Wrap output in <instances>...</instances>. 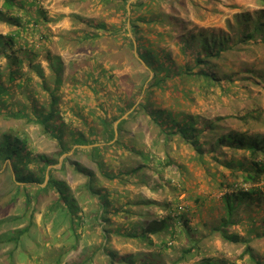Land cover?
<instances>
[{"label":"trees","instance_id":"1","mask_svg":"<svg viewBox=\"0 0 264 264\" xmlns=\"http://www.w3.org/2000/svg\"><path fill=\"white\" fill-rule=\"evenodd\" d=\"M1 1L0 25L11 27L13 30L7 34L0 33V61L4 60L0 64V113H4L9 119H26L28 123L39 125L47 137L55 140L56 151L48 154H34L28 148L29 140L25 134L0 130V171L11 174L13 202L22 208L20 216H8L1 219L0 228L9 222L27 220L25 227L8 229L0 233V248L10 247L12 260L16 257V252L23 247L24 237L30 233L33 221L39 213L41 195L52 191L56 197L48 204L45 215L50 218L55 215L58 216L57 218L65 216L64 220L66 219L68 223L66 231L70 232L74 238L71 247L73 249L78 247L82 229L89 222V218L93 217L103 238L98 249L107 257L105 264H159L151 256H144L143 252L121 254L111 246L114 235L147 243L149 246L157 244L160 249H171L176 242L185 239L188 241L187 247L181 249V256L173 261L175 264L183 262L184 264H236L231 260H221L215 254L213 257L202 254L200 260L189 263L192 258L202 253L203 240L219 236L224 242L233 245L243 244L244 250L240 258L241 260L245 258L247 264H264V254H257L252 246L255 240L264 238V221L258 218L262 209L258 207L255 215L244 213V202L246 205L253 202L262 204L264 134H251L241 130L221 133L218 122L222 118L201 128L198 118L185 111L174 109L173 105H165L158 96H155L168 92L172 98L185 97L194 102V87L202 91L214 92L216 86L224 87L223 81L232 83L231 76H220L223 71L220 69L219 60L225 53L239 48L246 38L263 35L260 21L256 22L254 30L248 33L246 32L249 19L246 18L243 27L238 26L235 29L230 27V33L227 30L200 29L184 30L185 33L181 34L179 31L183 30L182 26L168 33L164 27L167 19L163 16L175 20L174 16L158 14L159 11H155L159 2L163 0H94L98 5L114 10V25H109L105 20L83 19L74 15L79 22L88 27L77 34L75 38L77 44L95 45L104 34H116L131 48L137 63L151 72L152 76L142 84L139 94L133 97L128 98V93L124 95L117 93L118 96L115 97L109 92H103L104 97L107 96V98L99 100L95 108L100 112L101 127L98 124L94 125L93 122L90 123L87 117L81 115L80 119L85 129H80L74 125L75 120L67 123L62 116L61 101L65 65L59 56H53L50 52L49 45L54 36L49 27L50 17L42 7L41 0ZM168 1H171L172 5L176 2V0ZM150 7L152 13L149 16L137 15L139 10L147 11ZM242 17L245 16H237V18ZM89 29L93 30L89 32ZM233 33L241 35L240 40L234 41ZM167 35L172 41L174 39L173 45L178 49V56L170 54L169 48H164L163 45L162 51L153 48L156 40L165 43ZM40 57L48 62L51 70L49 77L42 64L35 62ZM91 68L88 73L91 80L86 78L85 82H79L77 89L86 84L92 89V95L96 97L101 78L94 77V72L104 74L106 69L97 65ZM31 72L37 73L41 80L40 85L47 94L44 104L38 102L36 91L31 87L34 81L30 75ZM107 72V84H109L114 76L109 75L110 69ZM190 85L193 88L188 89ZM23 91L33 92L29 95L31 98L29 108L23 104V107L13 111L11 105H15L14 96L16 92ZM131 110L128 117L122 119L115 129L114 124ZM141 114H144L150 123L159 129L158 133L165 143L179 140L192 149L195 160L199 161L205 174L209 173L207 175L209 188L218 189L221 195L212 197L211 194L204 196V194L192 193L195 187L192 183H188L186 174L182 171L180 180L166 181L167 187L175 197L173 201L168 199L162 203L153 200L138 203L125 201L120 206L119 203H113L110 200L111 196L116 195L104 188H94L96 178L93 169L79 162L70 161L71 157H66L61 170H64L66 163L70 161L74 171L86 178L84 188L89 199L97 205V209L92 212L93 216L88 217L80 208L76 197L69 192L67 183L56 179L53 174L55 170L51 167L59 163L60 156L70 153L74 148L72 157L78 154L91 156L96 161L100 160L98 162L100 168L103 167L101 159L104 160L106 155L112 156L110 150L120 152V150L128 149L133 154L141 155L148 162L153 153L140 151L133 146L129 147L135 144V135L126 136L125 131L129 120ZM249 115L242 119L247 120ZM252 118L259 120L260 116L253 115ZM100 132L105 134L104 142L97 144L101 141L97 138ZM207 145L214 147L208 149ZM88 146L91 148H82ZM226 150H229V153L225 152L227 161L224 162L219 157ZM121 153L124 154V151ZM212 162L230 169L233 181L229 182L224 172H211L209 165ZM155 165L161 170H166L177 164L171 158H166L165 161L157 159ZM145 167L146 164L140 163L131 170L123 168L118 173L111 174V177L125 183L123 181L125 175L138 174ZM181 168L179 165L176 167L177 170ZM177 170L174 172L177 173ZM186 172L189 173V170L186 169ZM47 177L48 180H46ZM44 184L45 186H42ZM163 187L165 188L163 185L160 186V188ZM184 194L185 197L182 199ZM131 204L142 205L145 208L134 213L129 209ZM207 205L209 210L217 213L214 215V221L200 220L202 211ZM153 206H156L157 212L151 214L149 207ZM126 215H137L139 220L130 222L125 227L117 225V228H110L116 218L122 219ZM195 217L199 220L193 224ZM231 228L236 230L231 232ZM203 231L207 232L203 235ZM199 233H201L200 236ZM153 238L156 239V243ZM94 255L95 252L89 254L86 250L78 259L67 264H90ZM140 257L144 259L137 260Z\"/></svg>","mask_w":264,"mask_h":264},{"label":"rangeland","instance_id":"2","mask_svg":"<svg viewBox=\"0 0 264 264\" xmlns=\"http://www.w3.org/2000/svg\"><path fill=\"white\" fill-rule=\"evenodd\" d=\"M1 5L2 1L0 0V7ZM41 5L48 12L50 17L49 27L54 36L49 45L50 52L53 56H59L65 65L62 88L63 99L61 101L63 119L67 123L70 120H75L74 125L76 128L85 129L80 119V116L83 115L88 118L90 123L93 122L94 125H99L100 112L95 108L99 100L107 98V96L104 97L103 92H109L111 96L115 97L118 96L117 93H123V95L128 93V98L133 97L139 94L142 84L152 76V73L137 63L131 48L116 34H104L101 39L97 40L95 45L77 44L75 39L77 34L83 28L88 27L79 22L74 15L83 19L105 20L112 26L114 25V10L104 5H98L97 1L94 0H41ZM155 11H159L158 14L164 13L165 15L174 16L175 20L163 16L164 19H167L164 27L168 33L175 31L178 26L183 27V30L179 31L181 34L185 33L184 30L196 31L200 29L227 30L230 33V27L233 29L238 26L243 27L245 18L249 19L246 33L253 31L256 22L259 21L264 31L263 0H176L173 5L171 1L163 0L159 2ZM138 13L137 15L146 14L149 16L152 13V8H148L147 11L139 10ZM239 15L245 17L237 18ZM12 30L11 27L0 25V33L5 34ZM91 30L93 29H89V32ZM233 37L234 41H238L242 36L235 33ZM166 42L161 43L156 40L153 48L162 51L161 47L164 46V48H169L170 54L178 56V49L173 45L174 39L172 41L167 35ZM3 62L4 60L0 61V64ZM35 62L42 64L48 77L51 75L48 62L44 58L40 57ZM219 64L220 69L223 71L220 76H231L233 78L232 83L223 81L224 87L216 86L214 92H206L194 87V102L185 97L172 98L168 92H162L155 96H158L159 100L165 105H173L175 106L174 109L185 111L198 118L201 128L218 118H222L218 122L221 133L230 130H241L248 131L251 134H264V33L263 35H257V37L246 38L239 48L225 53L224 57L219 60ZM96 65L105 68L106 71L104 74H99L98 71L94 72V77L101 78L98 83V96L94 97L92 95L93 91L88 85L85 84L80 89H77V87L79 82H85L86 78L91 80L88 73H90L91 67ZM109 69L111 70L109 75L112 74L114 77L107 84V71ZM30 75L34 80L31 87L36 91L35 95L39 98L38 102L44 104L47 100V94L40 85L41 80L36 72H31ZM25 77L27 78V76ZM50 83L52 84V81ZM191 86L187 88H193ZM30 94H33V92H16L13 99L15 105H11V109L16 111L23 107V104L29 108ZM131 112L132 110L118 120L114 124V128L116 129L118 123L122 119H126ZM247 114L250 115L244 121L242 118ZM253 115H259L260 119H253ZM1 129L25 134L29 140L28 148L34 154H48L56 151L55 140L47 137L39 125L28 123L26 119H9L4 113H0ZM66 129L68 131L67 127ZM99 131H101L100 128ZM125 131L126 136L135 135V144L129 147L133 146L140 151L153 153L148 162L141 155L133 154L128 149L120 150V152L110 150L112 156L106 155L104 160L101 159L103 167L100 168L98 163L100 160L96 161L91 156L78 154L72 157L74 148L70 153L60 156L59 163L51 167L55 170L53 172L55 178L67 183L69 192L76 197L80 208L85 211L88 217L93 216L92 212L97 209V205L89 199L84 188V184L87 182L86 178L81 173L74 171L73 167L70 166V161L79 162L93 169L96 178L93 184L94 188H104L116 195L111 196L110 200L113 203H119L120 206L125 201L131 203L144 200H153L159 203L164 202L166 199L173 201L175 197L167 187L166 181L180 180L182 171L183 174H186L188 183H192L195 187L192 193L204 194V196L211 194L212 197L213 195L216 197L221 195L217 191L218 189L209 188L207 183L209 173L205 174V170L199 161L195 160L192 149L179 140L165 143L163 137H160L158 133L159 129L152 125L144 114L132 117L126 124ZM104 136L105 134L100 132L97 138L101 141L97 144L104 142ZM211 147L214 146L207 145L208 149ZM82 148L90 149L91 147ZM122 151H124V154L121 153ZM225 152L229 153V150L224 151L219 157L224 162L227 161ZM66 157H71V160L66 163L64 170H61ZM166 158H171L177 165L166 170H161L155 165L157 159L165 161ZM140 163L146 164V167L138 174L125 175L123 178L125 183L111 177V174L118 173L123 168L131 170ZM178 165L182 167L180 170L176 169ZM209 167L211 172H224L225 176L229 178V182L233 181L230 176V169L214 162L210 163ZM186 169L189 170V173L186 172ZM175 170H177V173L174 172ZM2 172L0 171V220L8 216H20L22 213L21 206L13 202L12 196L14 193L12 192L13 187L10 180L11 174ZM161 185L165 188H160ZM42 186H45V184ZM35 189L37 190V188ZM55 197L56 195L52 191L41 195L39 213L33 221L34 224L30 233L24 237L23 247L16 252V257L13 260L10 256V247L0 248V264H59V262H61L60 264H67L78 259L81 253L86 250L89 254L95 252L90 264L106 263L107 257L98 249L103 238L98 230L97 222L92 219L93 217L89 218V222L83 227L78 247L73 249L71 247L74 238L70 232L66 231L68 223L66 219V221L64 220L65 216L57 218L58 216L55 215L50 218L45 215L48 204ZM184 197L185 194L181 198ZM261 203L253 202L246 205V202H244V213L255 215L259 207L262 212L258 215V218H262L264 221V196ZM143 208L145 207L142 205L131 204L129 206V209L134 213L140 212ZM149 210L151 214L157 212L156 206L149 207ZM214 215H217V213L209 210L207 205L202 211L200 220L214 221ZM137 220H139L137 215H126L122 219L116 218L110 228H117V225L125 227L130 222ZM198 220L195 217L193 224L197 223ZM26 225L27 220L9 222L0 228V233L8 229L14 230L17 227H25ZM230 230L232 232L236 229L231 228ZM203 232L204 235L207 231ZM153 240L156 243V239L153 238ZM202 242V253L192 258L189 263L200 260L203 255L213 257L215 254L221 260L227 259L234 261L236 264H247L245 258L242 260L240 258L244 250L243 244L233 245L224 242L219 236L206 238ZM187 244L188 241L183 239L176 242L171 249H160L157 244L149 246L147 243H140L129 240L124 236L114 235L111 246L124 255L143 252L144 256H151L159 264H175L173 261L181 256V249L187 247ZM252 246L257 254H264V238L259 241L255 240ZM143 257L137 258V260ZM179 264H184V262Z\"/></svg>","mask_w":264,"mask_h":264},{"label":"crops","instance_id":"3","mask_svg":"<svg viewBox=\"0 0 264 264\" xmlns=\"http://www.w3.org/2000/svg\"><path fill=\"white\" fill-rule=\"evenodd\" d=\"M8 33H10V32H8ZM2 34H4V33H2ZM5 34H7V33H5Z\"/></svg>","mask_w":264,"mask_h":264},{"label":"water","instance_id":"4","mask_svg":"<svg viewBox=\"0 0 264 264\" xmlns=\"http://www.w3.org/2000/svg\"><path fill=\"white\" fill-rule=\"evenodd\" d=\"M46 180H48V177L46 178Z\"/></svg>","mask_w":264,"mask_h":264}]
</instances>
